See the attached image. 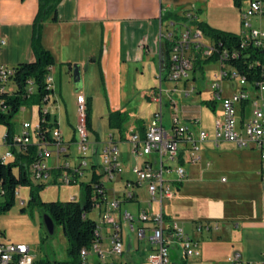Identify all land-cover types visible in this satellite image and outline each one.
Returning <instances> with one entry per match:
<instances>
[{
  "label": "built area",
  "instance_id": "obj_1",
  "mask_svg": "<svg viewBox=\"0 0 264 264\" xmlns=\"http://www.w3.org/2000/svg\"><path fill=\"white\" fill-rule=\"evenodd\" d=\"M241 4H244L240 10L241 47L251 45L254 49L264 52V29H254L251 25L252 18L264 19V0H241ZM183 19L184 21L179 23L169 22L167 29L159 35V42L169 45V63L160 72L158 80L175 84L187 83L190 81V75L192 77L196 61L216 58L219 71L213 76L209 101H214L215 104L219 102L221 112L213 121V131L209 134L200 127L197 117L190 120L189 126L184 125L175 113V108H172L170 128L166 129L161 90L154 92L151 100L158 108L146 126L144 138L133 135L129 139L131 154L143 159L141 165L131 167L134 180H122V165L117 149L111 141L101 146L98 165L92 164V146L96 141H90L86 126L87 101L82 95L76 96L77 122L72 142L65 143L58 128L53 129L50 140H46L39 135L38 125L30 127L23 124L19 131L15 132L12 143L8 145L5 131L1 132L0 128L1 164L13 161L15 154L26 155L28 149L33 146L35 160L28 167L32 184L45 187L85 184L91 187L93 216L90 218L96 225L94 240L88 248L80 251L78 264H91L89 257H93L92 264H131L123 259L126 252L123 235L125 228L136 237L134 253L139 250L141 243L146 244L144 252L147 256L142 264H174L169 256L171 250L179 253L180 264H186L189 259L199 256V243L186 235L183 228L166 215L164 206L165 202L174 198L176 187L186 181L188 176L185 166L199 163L201 151L208 144L213 149H217L221 144H229L238 150H256L264 160V65L261 66L260 78L249 82L224 62L228 58L225 50L216 54L217 50L212 43H203L204 34L193 24L191 14H184ZM5 45L6 40L0 35V52ZM12 75L13 68L0 64V93H13L16 86L11 80ZM45 83L47 89L53 92V81L48 74ZM222 83H234L238 92L229 98H223ZM34 91L35 86L30 80L26 92L30 95ZM194 91L195 88L192 87L190 91H186L185 96L188 97ZM49 102L50 97L43 106L44 114L48 113L45 107ZM241 104L249 109V117L244 121L238 118ZM0 112L5 113L1 106ZM50 148H53L57 158H65L54 171L46 163L52 154ZM1 149L4 151L1 152ZM71 159H74L73 163ZM97 168L101 169V173H97ZM94 174L97 177L95 181ZM105 180L122 181V191L113 200H107ZM142 187L145 188L149 206L140 209L138 219L135 220L127 212L122 214L120 207L123 203H139L136 189ZM2 196L0 182V199ZM15 197H18V191ZM218 228V225L208 223L195 226L193 232H213ZM3 238L4 236L0 235V264H35V257L28 246L6 243ZM230 264L246 263L242 262L238 253H234Z\"/></svg>",
  "mask_w": 264,
  "mask_h": 264
},
{
  "label": "crops",
  "instance_id": "obj_2",
  "mask_svg": "<svg viewBox=\"0 0 264 264\" xmlns=\"http://www.w3.org/2000/svg\"><path fill=\"white\" fill-rule=\"evenodd\" d=\"M244 4L237 8L234 6L233 0H61L56 8L57 22L47 21L43 24L41 43L52 55L54 61L48 72L53 81L50 102L57 112L56 116L52 118L56 120L63 141L65 143L72 142L75 137L76 96L82 95L86 101H91L92 131H89L90 141L95 140V145L100 147L108 143L107 140H101V135L95 131L93 123L95 101L103 99L107 128L110 112H120L127 117V122L121 131L112 130V133L108 134L111 135L109 142L111 141L113 147L117 149L119 161L122 162V156L125 155L121 153L120 147L126 144L131 158L132 165L130 167L141 165L143 159L136 158L131 154L129 139L133 135L140 137V127L145 133L152 114L158 108V105L151 100V96L159 90L162 94L163 117L164 107L168 115V128L164 122L166 129L170 128L172 108H175V113L184 125L189 126L190 120L197 117L200 120V127L211 134L213 121L221 112L220 103L217 102L212 110L201 104L209 110L211 117L214 118L211 120V125L205 127L201 119L200 105L195 99L188 104H182L176 100L175 92L179 87L183 88L186 93L191 82L195 83L193 75L192 80L187 83L175 84L167 80H158L160 72L164 69L161 63L164 43L159 42V35L167 29L169 22L184 21L183 15L186 13L192 15L193 21L205 22L212 28L214 26H212L210 19L221 20L223 21L221 25L227 27L228 14L232 10L238 9L240 19V10ZM37 11L38 0H0V35L6 40V45L0 52V64L14 68L22 63L33 62L31 39L33 21ZM168 13L181 18V20H162L163 15ZM221 31L230 32L229 30ZM155 63L159 72L158 83L156 81L150 82L149 88L141 89L143 84L145 85L144 74L146 72L148 74L155 73ZM75 65L79 68L80 86L78 88L75 87L72 76ZM137 67L141 68L140 71ZM163 82L170 83L172 87L164 89ZM223 84L225 83L221 85L223 98H229L238 92V87L234 83H227L229 85L227 92H225ZM231 84H234L235 88H232ZM194 86L193 84L192 87ZM194 88L195 93L200 94L199 91H196V87ZM138 90H142L141 98L143 97L149 105L154 106L153 111L148 112L146 116L130 111L131 95ZM164 96L165 104L163 103ZM210 99L211 92L209 99L203 101ZM59 102L62 104L61 107H59ZM248 112L247 106L241 104L238 114L239 120L244 121L249 117ZM23 124L36 127L38 118L34 126L28 122H23L20 127ZM61 127H70L66 138ZM189 128L192 129V127ZM17 131L19 130L15 129V132ZM94 146H92L91 162L95 166L99 163L100 149L94 151ZM220 148L228 156L227 158H232L235 162L240 161L256 178L254 182H247V185L242 188L236 184H231L229 189L239 194V199L235 200L232 206H219L220 211L232 208L237 210L234 213H236L240 225L237 223L228 225V229L240 230L244 236L240 242L241 252L235 251L234 253L240 255L243 263L264 264V160L256 150H238L229 144H221L217 149ZM50 149L52 154L47 158L46 163L54 171L63 163L65 158H57L53 153V148ZM209 149L216 150L209 144L204 146L201 151V158L206 153L209 154ZM3 151L4 149H1V152ZM73 162L74 159H71V163ZM222 178L227 183V179L224 176ZM126 179L132 180L129 178L122 180ZM118 182L122 187V181ZM182 185H179L175 191L178 192ZM136 191L139 200L142 193L147 196L144 187L137 188ZM72 199L78 201L73 196L69 201ZM16 200L21 207L25 206L19 192ZM165 213L172 219L170 213L166 211ZM227 217L232 219V216ZM232 255L233 253L227 254L223 260L224 264H230Z\"/></svg>",
  "mask_w": 264,
  "mask_h": 264
},
{
  "label": "rangeland",
  "instance_id": "obj_3",
  "mask_svg": "<svg viewBox=\"0 0 264 264\" xmlns=\"http://www.w3.org/2000/svg\"><path fill=\"white\" fill-rule=\"evenodd\" d=\"M212 26L220 30H229L233 33H241L240 19L238 9L232 10L227 16V27L221 25L223 21L210 19ZM251 25L254 29H264V19L252 18ZM203 43L209 45L211 43L210 38L204 35ZM155 73L144 74L143 87L141 89L149 88L150 82H157L158 69L155 63ZM140 71V67H137ZM219 71V64L217 62H210L203 67V72L195 76V83L191 82V85L186 89L190 91L193 84L196 87V91L200 94H196L195 91L191 92L188 97L184 96L185 90L179 87L176 90V100H179L182 104H188L192 100L200 105L201 119L203 126L209 127L211 125V117L209 110L201 106L203 100H208L211 92V84L213 75ZM56 78V77H55ZM190 75V81H191ZM164 89H170L172 85L170 83H162ZM227 83L223 84L224 91L227 92ZM232 88H235L234 84H231ZM142 90L134 91L131 95L130 111L136 112L146 116L148 112H152L154 106L149 105L148 101L141 98ZM100 97V96H99ZM174 99V98H173ZM93 112V123L95 131H98L101 135V140H107L109 142L112 130L105 125V104L104 100H96ZM165 104V96L164 101ZM50 102L45 107L51 116H56V110L53 108ZM197 104V105H198ZM62 104L59 102V107ZM37 108L36 107H22L18 114L13 119V125L15 129H20L23 122H28L32 126L37 123ZM77 121V117H76ZM164 122L166 128H168V115L166 108L164 107ZM65 138L70 131V127H61ZM1 132L4 129L1 128ZM101 147L95 145L94 151H97ZM122 156V176L123 179L129 178L134 180V176L130 171L131 158L129 157L128 145L123 144L120 147ZM209 154L202 156L201 161L195 165H186L185 170L187 172V179L182 185L181 189L176 192L174 198L165 202V211L170 213L172 220L177 222L184 230L185 234L194 238L199 243V257L189 259L186 264H224V259L228 253L234 254L235 251L241 252L240 242L243 239V234L240 230L228 229V225L238 224L236 218L237 210L224 209L219 210V206H232L235 200L239 199V194L234 190L229 189L231 184H236L238 187H244L247 182H254L253 175L249 173L247 168L243 166L240 161L235 162L232 158H227L223 149L211 150ZM225 155V157H224ZM130 158V159H129ZM129 167V168H128ZM97 173H101V169L97 168ZM224 176L227 179L225 183ZM120 180L115 182L104 181V188L107 193V200H113L118 193L122 190L120 187ZM103 182V181H102ZM225 183V184H224ZM228 188V189H225ZM225 189V190H223ZM18 192L20 198L25 202V206L21 207L16 200L15 205L10 209L8 213L0 216V229L4 235V242L13 244H24L30 248L31 254L35 257V264H55L65 263L68 260L67 249L68 243L63 235L62 228L59 225H55L53 234L49 235L48 231L42 222V215L38 208L27 207L29 200V189L19 188ZM79 200L83 197L82 189L77 186H48L40 192V200L44 203L49 202H66L71 197ZM147 196L142 193L139 203H123L121 204L120 211L122 214L125 212L131 214L135 220L138 219L140 209L148 208ZM22 208L25 211L22 212ZM230 214V215H228ZM93 215L91 214L90 217ZM227 216H232L228 218ZM214 224L218 225V230L213 232H202L195 234L193 228L202 224ZM135 229L137 224H134ZM124 247L125 254L123 259L131 264H142L147 253L144 252L146 247L145 243L139 245V250L134 253L136 247V237L133 233L129 232L127 228L124 229ZM105 236V235H104ZM134 253V255H133ZM179 253L175 250L169 251L170 260L174 264H180ZM233 256V255H232ZM89 262L93 263V257H89Z\"/></svg>",
  "mask_w": 264,
  "mask_h": 264
},
{
  "label": "trees",
  "instance_id": "obj_4",
  "mask_svg": "<svg viewBox=\"0 0 264 264\" xmlns=\"http://www.w3.org/2000/svg\"><path fill=\"white\" fill-rule=\"evenodd\" d=\"M61 0H38V11L33 21L31 50L34 60L31 63H22L13 68L11 77L15 90L13 93H0V106L5 109V113L0 112V128L4 129L6 142L10 145L11 139L15 134L13 119L22 107H36L38 114L39 135L50 140V134L57 128L56 120L49 113H43V106L46 99L50 97L51 91L47 89L45 79L49 68L54 64L52 55L42 46L41 32L43 24L47 21L57 22L56 8ZM235 7L239 8L241 0H233ZM171 19L180 21L181 18L170 13L164 14L162 20ZM184 20V19H183ZM193 24L201 32L210 38L215 47L216 54L225 50L227 59L225 63L236 69L249 82H255L260 78L261 66L264 65V54L254 49L251 45L241 47L239 35L224 32L210 27L205 22L194 21ZM216 58H209L204 61H196L193 66V78L203 72V67L216 62ZM161 63L165 67L169 63V45L164 43L162 50ZM32 80L35 86L33 94H27L26 88L28 81ZM202 105L213 109L214 101H202ZM127 117L120 112H110L108 114V128L110 130L121 131ZM86 126L88 131L91 129V101L87 100ZM140 137L144 138L143 128L140 127ZM35 149L30 147L26 155L15 154L13 161L7 165L0 163V182L3 196L0 199V216L5 215L15 205L16 193L19 188L29 189V200L27 207L38 208L41 215L48 216L54 226L62 228L63 235L68 243L67 257L65 263L78 264L79 254L82 249L88 248L94 240L95 222L90 218L92 204L90 200L91 187L81 184L80 188L83 197L78 201L49 202L44 203L40 200V192L46 187L34 185L29 179L28 167L35 160ZM181 164L182 161H180ZM97 177L93 175L95 181ZM178 188V186L176 187ZM25 208H22V212ZM0 235L4 236L0 231Z\"/></svg>",
  "mask_w": 264,
  "mask_h": 264
},
{
  "label": "water",
  "instance_id": "obj_5",
  "mask_svg": "<svg viewBox=\"0 0 264 264\" xmlns=\"http://www.w3.org/2000/svg\"><path fill=\"white\" fill-rule=\"evenodd\" d=\"M72 76H73L74 85L76 88H78V86H80V76H79V68L76 65L73 67ZM42 222L44 223L48 231V234L52 235L54 229V224L52 220L48 216L42 215Z\"/></svg>",
  "mask_w": 264,
  "mask_h": 264
},
{
  "label": "bare ground",
  "instance_id": "obj_6",
  "mask_svg": "<svg viewBox=\"0 0 264 264\" xmlns=\"http://www.w3.org/2000/svg\"><path fill=\"white\" fill-rule=\"evenodd\" d=\"M2 164H3V165H5V164L7 165V163H2Z\"/></svg>",
  "mask_w": 264,
  "mask_h": 264
}]
</instances>
